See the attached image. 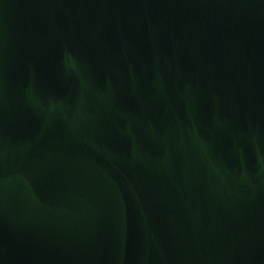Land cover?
Masks as SVG:
<instances>
[{
	"label": "water",
	"instance_id": "95a60500",
	"mask_svg": "<svg viewBox=\"0 0 264 264\" xmlns=\"http://www.w3.org/2000/svg\"><path fill=\"white\" fill-rule=\"evenodd\" d=\"M0 264H264V0H0Z\"/></svg>",
	"mask_w": 264,
	"mask_h": 264
}]
</instances>
